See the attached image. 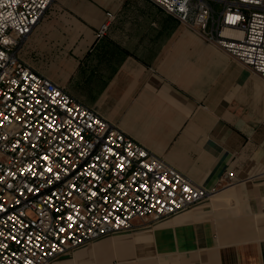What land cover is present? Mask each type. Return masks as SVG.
<instances>
[{"label": "crops", "instance_id": "0c3cea01", "mask_svg": "<svg viewBox=\"0 0 264 264\" xmlns=\"http://www.w3.org/2000/svg\"><path fill=\"white\" fill-rule=\"evenodd\" d=\"M18 54L210 190L55 264H264V79L150 0H54Z\"/></svg>", "mask_w": 264, "mask_h": 264}, {"label": "built area", "instance_id": "2783aa9c", "mask_svg": "<svg viewBox=\"0 0 264 264\" xmlns=\"http://www.w3.org/2000/svg\"><path fill=\"white\" fill-rule=\"evenodd\" d=\"M53 1L0 0V264H55L210 195L19 57ZM150 1L264 79V0Z\"/></svg>", "mask_w": 264, "mask_h": 264}, {"label": "bare ground", "instance_id": "6f19581e", "mask_svg": "<svg viewBox=\"0 0 264 264\" xmlns=\"http://www.w3.org/2000/svg\"><path fill=\"white\" fill-rule=\"evenodd\" d=\"M232 30L231 29H227V32H231ZM232 32H234L236 35H238L239 37L242 35V30H234V31H232ZM223 196H224V194H223ZM220 198V197H219Z\"/></svg>", "mask_w": 264, "mask_h": 264}, {"label": "rangeland", "instance_id": "374dc122", "mask_svg": "<svg viewBox=\"0 0 264 264\" xmlns=\"http://www.w3.org/2000/svg\"><path fill=\"white\" fill-rule=\"evenodd\" d=\"M216 7H217L218 10H220L222 8V3H217Z\"/></svg>", "mask_w": 264, "mask_h": 264}]
</instances>
